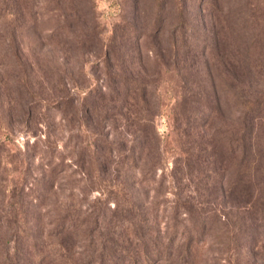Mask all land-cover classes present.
Segmentation results:
<instances>
[{
    "label": "rangeland",
    "instance_id": "1",
    "mask_svg": "<svg viewBox=\"0 0 264 264\" xmlns=\"http://www.w3.org/2000/svg\"><path fill=\"white\" fill-rule=\"evenodd\" d=\"M154 1L160 2L156 15ZM158 1L53 0L33 29L12 35L0 3V264L8 247L12 255L16 249V216L42 240L54 230L50 220L65 215L73 221L61 242L68 264H95L100 251L110 264H133L124 255L139 248L130 243V229L119 226L135 212L140 220L148 216L146 225L138 222L144 234L172 243L170 259L152 264H264V235L251 249L226 250L215 228L227 218L249 226L242 223L248 200L197 168L204 161L194 159L200 156L195 131L180 133L175 113L189 112L180 98L194 88L216 108L210 126L196 131L203 138L234 132L238 100L228 90L264 93V0H182L181 15L177 0ZM211 27L214 44L205 54ZM188 28L200 38L177 47L180 32L192 33ZM124 35L128 42L121 45ZM112 42L132 58L107 50ZM118 67L143 84L140 101L107 95L106 75ZM257 111L253 180L264 169V101ZM216 164L215 180L223 170ZM211 207L218 208L215 226L185 262L182 229ZM111 239L128 244L119 258H112ZM54 240L46 246L49 260L60 248L61 237Z\"/></svg>",
    "mask_w": 264,
    "mask_h": 264
},
{
    "label": "trees",
    "instance_id": "2",
    "mask_svg": "<svg viewBox=\"0 0 264 264\" xmlns=\"http://www.w3.org/2000/svg\"><path fill=\"white\" fill-rule=\"evenodd\" d=\"M51 1L53 0H1L0 3H3L5 7L2 11L4 13L3 24L8 28L6 31L12 35L16 28L22 31L33 29L36 26V22L40 21L38 18L48 14L47 9ZM177 1L179 5L177 12L180 14V6H182L183 2L182 0ZM154 3L155 7L153 13L156 15L160 2L158 1L156 4L154 1ZM183 23L187 24L185 20ZM54 28H57V25L52 26V29ZM188 31L192 33L188 34L180 32L178 34L177 47L182 44L187 46V43H193L195 39L194 35H198L197 31L192 28H188ZM134 32L135 31L133 30V34L131 35L133 38L136 34ZM214 34L215 33L211 27L207 34L208 37L210 36L211 38L208 42L207 40L204 42L201 50L204 51L205 54H209L211 48H213L215 39ZM199 38L198 35V39ZM127 39L128 35H124L122 37L123 43L121 42V45L128 42ZM121 45L116 48L115 44L112 42L111 48H108L107 50L111 49L115 54L119 53L121 59L126 58L129 60L132 58V51L126 52L125 49L119 51V48L122 47ZM130 50H134V46L131 47ZM117 69V72L114 73L113 76L110 74L106 75V84L104 87L107 89V95L111 99L115 98L120 101L126 100L125 97L133 98L135 100L138 99L140 101V93L143 84L133 81L125 74L122 68L118 67ZM133 85L135 88L132 87ZM135 93H137V95H135ZM231 96H235L238 100V110L236 114L237 127L233 130L234 132L229 131L222 137H213L216 135L211 133L206 134L203 138V134L196 131L198 129L201 130L202 128L207 129L210 126L212 123V115L216 108L211 105V99L208 96L195 91L194 88H190L186 94L182 95L180 98L181 103L187 105L189 112L182 113V111H176L175 113L176 116L177 114L180 116V128H178L180 133H185V130L187 129H192V132L195 131V133H193L196 137L194 145L198 147L200 156L194 159H197V161H204L203 164H196L197 168L200 171L203 170L202 173L207 172L208 174H211L208 179L209 182L222 183L226 186L227 191L231 192L236 190L239 193H243L248 200V202L245 201L243 204V208L248 212L247 222H241L250 223L249 226L242 227L239 221H236L233 218H227L223 221L222 227L215 228L221 232L218 236L222 241L225 240L227 247L226 250L228 252L230 251V253H236L240 251L241 247L251 249L253 245L257 243L259 236L264 235V169L260 172L259 176H257L256 180L252 179L251 172L249 171L250 158L252 157V151L255 146V141L252 138L255 128L254 119L259 115L256 110L264 101V93L262 95L250 97L241 89L235 88L233 90H228L227 97L230 98ZM94 102H92V108L95 105ZM176 121L178 122V120ZM189 136L190 135L187 137L189 138ZM133 137H136L135 133L133 134ZM138 150L141 151V146H138ZM187 151L189 152V150ZM216 162L221 164L223 169L217 180H215V175L216 173L218 175V169H220V166L216 164ZM217 211L218 208L216 207H211L205 210L203 216L198 217V220L191 224L192 227L189 230L187 228L182 229L183 231H186L182 248L183 250L181 251L185 262L190 260L191 255L198 252L199 246L207 236L208 229L215 226V219L218 218L219 215ZM16 212L20 213L22 216L25 214L21 208L16 210ZM140 215L142 214H137L136 212L133 213L128 217L126 223L120 224L121 226H119L121 229H130L132 232V237L130 238L132 240L130 243L133 247L137 246L139 248V250L135 252L129 251V254L124 255V257L129 260L131 259L133 264L145 263L147 260L152 264L158 259H170L173 254L172 243L167 241V244L163 245L158 236L144 234L138 222L141 221L143 222L142 225H146L148 216L144 215L143 219L140 220ZM205 215H208L206 225L202 222L204 221ZM55 220H50V222L52 221V226L50 228H53L54 230L51 231V229H49L45 231L48 238L38 240L40 238H38L37 234L31 231V227L25 226L24 220H19L18 216H16L12 232L14 234L12 240L16 241L13 249H16L13 255L10 253L11 249H9V247L5 250L3 264H51V259H53V257L54 259H58L57 262L59 263L68 264L66 260L62 258L64 256L63 250L66 246L65 244H61V242L62 240H65L64 238L68 234V229L73 227V221L66 215L65 217L58 216V219L56 218ZM200 229L203 231L202 235L204 234L202 237L198 235ZM21 231L24 232V236L18 235ZM49 237L55 239V242H58L59 240L57 239L61 237V241L58 242L60 243V248L56 252V255H53L50 260V255L45 252L47 244L50 243L48 242ZM127 245L126 242L125 244L120 245V240L117 241L115 239L108 240L107 242L108 248L112 251V258L115 259L119 258V248L121 247L122 251V247H126ZM178 248L176 247L175 249ZM93 261L95 264H110L107 261L106 253L102 251L95 254Z\"/></svg>",
    "mask_w": 264,
    "mask_h": 264
}]
</instances>
